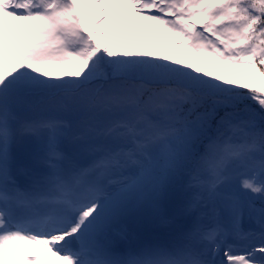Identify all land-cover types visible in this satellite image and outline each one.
<instances>
[{
	"label": "snow or ice",
	"instance_id": "snow-or-ice-1",
	"mask_svg": "<svg viewBox=\"0 0 264 264\" xmlns=\"http://www.w3.org/2000/svg\"><path fill=\"white\" fill-rule=\"evenodd\" d=\"M0 264H264V0H0Z\"/></svg>",
	"mask_w": 264,
	"mask_h": 264
},
{
	"label": "rangeland",
	"instance_id": "rangeland-1",
	"mask_svg": "<svg viewBox=\"0 0 264 264\" xmlns=\"http://www.w3.org/2000/svg\"><path fill=\"white\" fill-rule=\"evenodd\" d=\"M140 28L144 31L145 35H141L140 33L133 32L132 34L127 36L125 40L122 42L125 41L131 42L133 45L139 44L140 50H148L149 48H151L152 50H160L159 45L156 46L152 45V40L158 39L159 41L162 42L163 37L162 36L156 37L153 33L149 32L148 26L144 22L140 23ZM121 36H122L121 33H117L118 38H120ZM132 50H136V49L133 48ZM178 52L179 50L177 49L176 52L173 53L174 55H177V58H179ZM188 56H190V54H188Z\"/></svg>",
	"mask_w": 264,
	"mask_h": 264
}]
</instances>
